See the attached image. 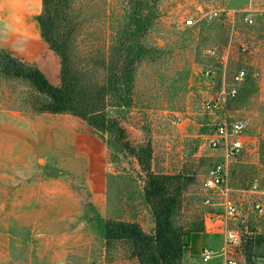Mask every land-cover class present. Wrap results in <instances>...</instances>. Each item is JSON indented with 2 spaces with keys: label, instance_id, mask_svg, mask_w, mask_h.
Here are the masks:
<instances>
[{
  "label": "rangeland",
  "instance_id": "obj_1",
  "mask_svg": "<svg viewBox=\"0 0 264 264\" xmlns=\"http://www.w3.org/2000/svg\"><path fill=\"white\" fill-rule=\"evenodd\" d=\"M69 1L79 23L78 46L103 47L117 40L148 49L137 64L128 105L107 112L120 120L134 146L148 145L151 170L186 178L173 219L183 230L198 231L199 238L197 254L185 252L182 261L219 263L218 257L206 263L199 257L202 246L217 249L223 242L222 236L205 233L203 225L202 182L223 156L208 146L215 116L204 107L223 80L219 71L213 85L204 77L205 66L219 65L204 49L214 46L223 53L233 36L224 84L238 66L249 72L221 113L247 116L251 123L249 149L229 161V187L233 194L253 182L264 189V0ZM40 2L0 0V49L37 63L57 85L59 61L41 41L36 21ZM17 6L33 33L30 39L12 29ZM198 6L235 13L234 34L230 20L187 25L188 17L198 19ZM243 11L252 12V25L240 21ZM242 41L250 48L247 54L239 50ZM41 99L29 83L0 74V264H139L128 242L105 246L102 225L106 219L128 221L153 232L145 172L113 134L100 137L70 114L35 111ZM248 220H255L253 214ZM256 230L236 252L245 264H264V221ZM249 231L255 232L254 223Z\"/></svg>",
  "mask_w": 264,
  "mask_h": 264
},
{
  "label": "trees",
  "instance_id": "obj_2",
  "mask_svg": "<svg viewBox=\"0 0 264 264\" xmlns=\"http://www.w3.org/2000/svg\"><path fill=\"white\" fill-rule=\"evenodd\" d=\"M36 15L41 41L58 58L59 83L53 84L35 62L0 49V74L25 81L42 96L35 111L66 113L84 121L98 136L113 134L116 142L137 159L145 172L144 198L150 206L154 229L146 233L135 222L106 219L103 222L105 246L126 241L139 264H187L182 254H197L196 230H183L173 213L186 178L156 173L150 166L148 145L134 146L120 120L107 109L128 105L138 62L146 55L142 44L123 45L117 40L103 47H80L78 28L69 0H41ZM143 21V22H142ZM139 24L145 28V20ZM117 35V34H116Z\"/></svg>",
  "mask_w": 264,
  "mask_h": 264
},
{
  "label": "built area",
  "instance_id": "obj_3",
  "mask_svg": "<svg viewBox=\"0 0 264 264\" xmlns=\"http://www.w3.org/2000/svg\"><path fill=\"white\" fill-rule=\"evenodd\" d=\"M198 8V19L193 16L188 17L185 20L187 25H195L197 21L211 23L217 20L222 22L230 20L233 25L231 34H234L235 13H230L226 8L207 10L200 6ZM240 21L252 25V12L243 11L240 14ZM232 42L233 36L230 37L223 53L214 46L204 49V55L217 59L219 64L205 66L202 70L204 77L209 80V84L213 85V80L217 78V71H219L223 80V86L216 96L204 102L205 109L215 116L210 124L212 131L208 137V146L213 150H221L223 156L207 170L201 188L203 192L201 198L205 206L203 215L205 233L213 237L222 236L223 242L217 249L211 246L200 248L199 257L204 263L218 257L220 261L217 264H245L244 260L237 257L236 252L250 237V234L257 233V222L264 221V189L262 187L253 182L236 189L237 193L234 194V189L229 187V161L242 156L249 149L250 141L246 136L251 125L247 116H233L232 114H228L227 117L221 116L222 111L226 110L227 102L237 97L249 75L245 67L238 66L230 76V82L227 85L224 84L226 72L229 69L227 53ZM239 50L244 54L250 52L249 46L243 41L239 43ZM252 75L257 77L259 71L254 70ZM249 214H253L255 220H248ZM252 223H254L255 232L249 231Z\"/></svg>",
  "mask_w": 264,
  "mask_h": 264
},
{
  "label": "crops",
  "instance_id": "obj_4",
  "mask_svg": "<svg viewBox=\"0 0 264 264\" xmlns=\"http://www.w3.org/2000/svg\"><path fill=\"white\" fill-rule=\"evenodd\" d=\"M15 9L16 10H15L13 17H12V23H13L12 29H13V31L17 35L24 36L25 38H29V39L32 38L33 33L31 31V29L26 30L23 19L18 16L22 12V8L17 6ZM20 21L23 23L20 24ZM22 29H23V31H22Z\"/></svg>",
  "mask_w": 264,
  "mask_h": 264
}]
</instances>
